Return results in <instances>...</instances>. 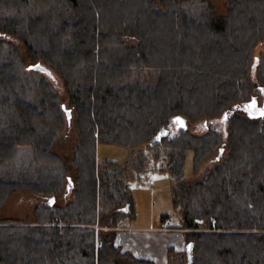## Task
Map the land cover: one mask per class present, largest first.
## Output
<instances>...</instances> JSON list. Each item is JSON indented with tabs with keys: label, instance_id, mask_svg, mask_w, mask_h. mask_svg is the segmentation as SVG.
Here are the masks:
<instances>
[{
	"label": "trees",
	"instance_id": "1",
	"mask_svg": "<svg viewBox=\"0 0 264 264\" xmlns=\"http://www.w3.org/2000/svg\"><path fill=\"white\" fill-rule=\"evenodd\" d=\"M0 9V33L62 77L80 135L73 199L61 206L56 194L73 178L49 149L64 104L4 41L0 207L15 190L49 197L27 221L0 224V264H155L115 242L117 227L135 214L124 175L141 166L149 146L165 151L160 169L171 175L173 227L191 244L190 257L186 247L168 245L167 264H264V115L243 110L254 93L264 99V55L255 83L250 78L253 48L264 38V0H227L222 15L207 0H0ZM175 116L186 119L185 129ZM197 120L209 131L191 132ZM98 143L136 150V158L99 166ZM217 147L228 150L225 159L187 181L186 151L195 173Z\"/></svg>",
	"mask_w": 264,
	"mask_h": 264
},
{
	"label": "rangeland",
	"instance_id": "2",
	"mask_svg": "<svg viewBox=\"0 0 264 264\" xmlns=\"http://www.w3.org/2000/svg\"><path fill=\"white\" fill-rule=\"evenodd\" d=\"M207 1L213 4L216 14L222 15L226 12L227 0ZM4 41L18 48V53L20 55V59L23 62L24 70L28 74H32L33 71L31 69H28L27 66L29 64L35 63L36 61H39L40 64L48 67L40 59L34 60L29 58L27 56L26 49L23 46V43L16 37L2 35L0 33V47H3V45H5ZM125 41L129 45L137 44L136 40L130 37H126ZM262 55H264V38L258 41L253 48L254 63L250 70V78L253 83H255V81L257 80L256 69ZM50 69L51 71H49V69L48 71L40 70V73L43 74L52 84L55 92L58 94L61 103L64 104V108H61L63 117L61 129L59 133L54 137L49 150L56 153L63 159V162L68 169L65 175H70L73 178V187L66 186L68 182L65 178L63 188L56 194L55 197V202L61 206H64L73 199L72 193L73 189L76 187L75 183L77 167L74 162L76 157V147H78L80 143V135L75 125V107L70 103V96L64 87L63 79L52 68ZM143 70L145 71V75H147L146 73L149 72V69ZM32 85L33 84H31V82L28 84V86L30 87ZM254 94L257 98L258 104H261V102L263 101L262 96L258 93ZM251 95L252 92L249 93V98ZM65 108H70L69 118H67L66 116ZM215 125L220 127L219 122L215 123ZM209 129L210 128L202 124V121L200 120L194 121L189 125V130L196 134H203L206 131H209ZM218 148L219 147L214 150L212 155L202 160L195 173H193L192 152L191 150L186 151L183 165V175L187 179V181L194 182L196 180L202 179L203 175L207 173L213 166L221 163L225 159L228 150L222 149L219 151ZM135 151L136 150L129 151L127 148L116 144L98 143L96 145V158L97 162H99V166L103 159H111L120 163H124L130 154L132 158H136ZM153 152L157 153L154 154ZM143 156H145V158L141 166L139 168H135V166L129 165L127 168V172L124 175V181L132 191L135 214L133 217L127 218L126 221L121 225L128 224L131 227H147L150 225H158L161 223V215L165 213V216H172L173 222L174 224H176V211L174 210L171 201V175L166 170L160 169V167L164 166L166 163L165 151L162 146H159L157 148L150 146L147 148L144 147ZM16 167H18V165L16 164L15 167L12 166L14 170L16 169ZM48 197V195L30 189H21L11 192L0 207V224L20 223L19 220H26L25 218L28 216L33 217V212L35 213L40 204L47 203ZM6 220H11V222H1ZM99 227L100 229L105 231L112 229V227L105 225H100ZM99 227L96 226L95 228L97 229ZM118 228L119 226L117 227V231ZM160 228L162 229V227ZM169 230L172 229H166L165 231ZM177 230H179L181 233L183 232L181 229L177 228ZM175 235L178 236L179 234ZM181 239H179V249L177 250L183 251L186 247L183 233ZM122 248H124V246H122ZM124 249L129 250L127 246Z\"/></svg>",
	"mask_w": 264,
	"mask_h": 264
},
{
	"label": "crops",
	"instance_id": "3",
	"mask_svg": "<svg viewBox=\"0 0 264 264\" xmlns=\"http://www.w3.org/2000/svg\"><path fill=\"white\" fill-rule=\"evenodd\" d=\"M162 224L163 218L161 217V223L158 225L147 227L121 225L116 233V242L124 248L127 246L136 256L149 258L155 264H166V247L172 245L175 249H179V239L182 238V233L176 227L165 231L160 228Z\"/></svg>",
	"mask_w": 264,
	"mask_h": 264
},
{
	"label": "water",
	"instance_id": "4",
	"mask_svg": "<svg viewBox=\"0 0 264 264\" xmlns=\"http://www.w3.org/2000/svg\"><path fill=\"white\" fill-rule=\"evenodd\" d=\"M33 68L38 69V70H48L46 69V67L40 63H34L32 65ZM253 102L254 105H253ZM62 108H64V105H62ZM243 110L247 113V115L250 118H256V117H260L263 116L264 114H262V110H264V100L263 103L261 105L258 104L256 98L251 97L248 101H246V103L243 106ZM65 112H66V116L67 118H69L70 116V109L65 108ZM174 120L176 121L177 125L182 127V128H186L187 124H186V119L181 117V116H175ZM165 133V132H163ZM54 201V198H51V203ZM186 251H187V255L188 257H190V252H191V244L187 243L186 244Z\"/></svg>",
	"mask_w": 264,
	"mask_h": 264
},
{
	"label": "built area",
	"instance_id": "5",
	"mask_svg": "<svg viewBox=\"0 0 264 264\" xmlns=\"http://www.w3.org/2000/svg\"><path fill=\"white\" fill-rule=\"evenodd\" d=\"M172 228H173V217L170 215H167L163 219L162 229L166 230V229H172Z\"/></svg>",
	"mask_w": 264,
	"mask_h": 264
},
{
	"label": "snow or ice",
	"instance_id": "6",
	"mask_svg": "<svg viewBox=\"0 0 264 264\" xmlns=\"http://www.w3.org/2000/svg\"><path fill=\"white\" fill-rule=\"evenodd\" d=\"M255 102H253V105H254ZM262 114H264V110H262Z\"/></svg>",
	"mask_w": 264,
	"mask_h": 264
},
{
	"label": "flooded vegetation",
	"instance_id": "7",
	"mask_svg": "<svg viewBox=\"0 0 264 264\" xmlns=\"http://www.w3.org/2000/svg\"><path fill=\"white\" fill-rule=\"evenodd\" d=\"M264 100V99H263ZM263 103V101L261 102V104ZM261 104H259V105H261Z\"/></svg>",
	"mask_w": 264,
	"mask_h": 264
}]
</instances>
